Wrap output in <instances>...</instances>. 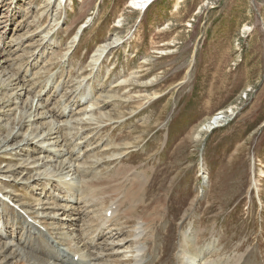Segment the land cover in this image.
I'll return each instance as SVG.
<instances>
[{"label":"rangeland","instance_id":"374dc122","mask_svg":"<svg viewBox=\"0 0 264 264\" xmlns=\"http://www.w3.org/2000/svg\"><path fill=\"white\" fill-rule=\"evenodd\" d=\"M129 1L0 0V84L14 78L0 85V191L48 229L38 238L0 200V264L66 263L62 240L76 243L86 227L92 235L117 198L114 183L127 178V192L142 191L131 219L129 205L120 206L126 220L115 221L124 224L115 241L146 230L140 217L160 250L157 264H177L183 232L194 238L193 264H264V0H155L144 13ZM113 40L124 42L94 70L96 48ZM26 99L36 113L15 124ZM213 117L220 122L204 130ZM49 118L57 122L50 128L73 129L44 142ZM36 128L40 138L27 142ZM78 164L86 176L79 187L102 180L107 191L97 190L95 203L82 197L73 216L60 198L77 185ZM43 172L59 183L47 184ZM54 209L57 219L43 220ZM99 255V264H122Z\"/></svg>","mask_w":264,"mask_h":264},{"label":"bare ground","instance_id":"6f19581e","mask_svg":"<svg viewBox=\"0 0 264 264\" xmlns=\"http://www.w3.org/2000/svg\"><path fill=\"white\" fill-rule=\"evenodd\" d=\"M150 1H152V0H130L129 1V7L130 8H132V9H134V10H139L140 12L142 11V9L150 2ZM66 2V1H65ZM153 2V1H152ZM152 2L148 5V7H150L151 5H152ZM63 4L65 5V3H64V0H60L59 1V3H58V6H63ZM147 9V8H146ZM56 17V16H55ZM87 23V22H86ZM85 23V24H86ZM36 25V24H35ZM54 25H56V24H54ZM53 28V27H52ZM55 28H57V27H55ZM52 31H53V29H52ZM118 40V39H117ZM113 42H114V44H117V43H119L120 41H118L117 43H115V41L113 40ZM113 42H111V43H113ZM105 45H109V44H104V45H101V46H99V47H97L96 48V50H95V53L92 55V58H91V65L93 66V69L94 70H96L97 69V67L100 65V63H101V60H100V62H99V64H97V62L99 61V59L101 58V56L103 55V53L106 51V49L105 50H103V48L105 47ZM112 45V44H111ZM110 45V46H111ZM102 59V58H101ZM15 72V71H14ZM17 73V72H16ZM16 75V74H15ZM7 77H6V80H1L2 81V83L3 84H0L1 85V87H4V84L5 83H12L13 81H14V78H13V76H11L10 74H8V75H6ZM17 76V75H16ZM92 78V77H91ZM27 98V97H26ZM33 101V99L30 101L29 100V102H27V99L24 101V105H25V107H27L28 108V111H25V112H19V113H17L15 116H14V122H16L15 124H24V123H26V120L29 118V116H31V114H33V112H35L34 111V107H33V105H34V101ZM14 102V101H13ZM37 106V105H36ZM89 106V108H91L90 107V105H88ZM88 106H87V108H88ZM94 106V105H93ZM59 107V106H58ZM86 108V109H87ZM17 109H18V107H17ZM44 109V108H43ZM43 109H42V111H40V112H43ZM23 110V109H22ZM38 110H39V108H38ZM37 110V111H38ZM53 112V111H52ZM83 112V111H82ZM36 113V112H35ZM63 113V112H62ZM40 114V113H39ZM47 114H49V115H52V113L50 112V111H47ZM80 114V113H79ZM82 114V113H81ZM45 115V114H44ZM48 115V116H49ZM56 115V114H55ZM54 115V116H55ZM37 116V115H36ZM47 116V115H46ZM53 116V117H54ZM85 116V115H84ZM112 116V115H111ZM34 116H31L30 117V120L27 122V123H29L30 124V122H31V120H32V118H33ZM44 116L41 114L40 116H39V118H43ZM80 117V116H79ZM78 117V118H79ZM86 117V116H85ZM84 117V118H85ZM114 117V116H113ZM93 119V118H92ZM45 120V119H44ZM50 120V121H49ZM49 120H47L48 122H47V124H46V129H48V128H50L51 126H53L54 124L53 123H55L54 122V120L53 119H51V118H49ZM69 120V119H68ZM94 121H96V118L94 117V119H93ZM87 121H89V120H87ZM211 121H213L215 124L216 123H218V122H220V121H218V118L217 117H213L212 119H210L208 122H210L208 125H203V127H204V130H210L211 129V125H213L212 123H211ZM68 122V121H67ZM66 122V123H67ZM71 122V121H70ZM90 123V122H89ZM98 122L96 121V124H97ZM55 124H57V122L55 123ZM84 124H85V122H84ZM214 124V125H215ZM72 125V124H71ZM87 125V124H86ZM88 126V125H87ZM216 126H217V124H216ZM216 126H213V127H216ZM37 127V126H36ZM42 127V126H41ZM71 129H73V126H69ZM69 127H67V125L65 126V127H63L64 129H69L70 130V128ZM203 127H202V129H203ZM212 127V128H213ZM63 128H60V127H56V128H54V127H52V128H50L49 129V131H48V133H47V135L48 136H46V137H44V133L42 134L41 133V139H43V141L44 142H48V141H45L46 140V138H48V137H50V136H53L52 134H54V135H56V138H54L56 141L57 140H59V136L57 135L58 133H60V132H62V131H64V129ZM75 128H77V127H75ZM89 128V127H88ZM99 128V127H98ZM37 130H38V128H36V130L34 131V133L32 134V136H31V138H28L27 140V142H29V141H34V139H39L40 137H38V134H37ZM68 130V131H69ZM201 130V129H200ZM43 130H41V132H42ZM67 131V132H68ZM70 132V131H69ZM65 134V133H64ZM63 135V134H62ZM61 135V136H62ZM71 135V134H70ZM8 137V136H7ZM33 137V138H32ZM61 139V138H60ZM64 139V138H63ZM37 141V140H36ZM65 141V140H64ZM62 142V141H61ZM38 143V142H37ZM58 144H59V141H58ZM63 144V143H62ZM63 146V145H62ZM69 148V147H68ZM117 153V152H116ZM120 154V153H119ZM118 154V155H119ZM111 156H113V155H111ZM110 156V157H111ZM76 160H77V158H76ZM63 162V161H62ZM63 163H66V162H63ZM73 163V162H72ZM42 164H43V162H42ZM41 164V165H42ZM73 166V165H72ZM38 167V166H37ZM56 167H58V172L59 171H61V172H64V171H66L67 170V172L69 173L70 172V170H68L69 169V167H64L63 165H62V163H58V165L56 166ZM46 169V168H45ZM37 170V169H36ZM44 171V170H43ZM47 171V170H46ZM56 171V170H55ZM72 171H74V175H76L77 177L79 176V178H78V184L75 186V184L73 183V182H71V183H69V184H67V185H65L64 186V193H65V195H67V193H69L70 194V196H67V200H65L63 203H66V205H67V203H71V201H73L74 200V196H79V197H77V198H75V201H74V204L75 205H71L70 204V208H68V209H70L71 211H68V212H71V215H78L79 213H81V211H80V208L81 207H79L80 206V204H83L84 202H85V200L87 201V202H96L97 201V198H96V193L95 192H97V190H99V189H101L102 191L103 190H105V191H107V189L105 188V184L102 186V183L104 182V181H102V180H98L97 182H92V184H91V182H85L84 184H85V186H86V194H84L85 193V191H84V188L83 187H79V182H80V180L82 181L83 179L84 180H86L85 179V177L86 176H84V174H85V172H84V169H82V167H80L79 166V164L76 166V167H74V170H72ZM66 173V172H65ZM52 174H56L55 172H46V173H44L43 172V175H42V177L44 176V180H46L47 181V184H49V182L51 181V180H53V178H51V177H47V176H51ZM125 174V175H124ZM123 175H124V177L123 178H127V173H123ZM41 176V175H40ZM54 176V175H53ZM52 176V177H53ZM41 177V178H42ZM118 177H119V175H118ZM206 177V176H205ZM59 178V177H58ZM122 178V179H123ZM36 179V178H35ZM121 179V180H122ZM38 180H40V179H36V181H38ZM64 180V179H63ZM89 180V179H88ZM127 181H130L129 183L127 182ZM83 182V181H82ZM119 183H122V182H120V181H118ZM126 182L128 183V184H126V185H129V186H131V184H132V181L129 179V178H127V180H126ZM59 183V182H58ZM61 183V182H60ZM42 184V183H41ZM51 184V183H50ZM123 184V183H122ZM61 185V184H60ZM81 185H82V183H81ZM114 185H115V188H114V190H110V193L111 192H114V197H117V198H114V199H117V201H118V203L116 204V206H117V209L112 213V215L114 216L113 217V219H111V220H106L105 219V217H104V219L100 222V224L97 226V227H95V230L93 231V233H92V235H91V237L90 238H88V239H85V236L84 237H82V247L79 249L78 247H79V242H81V241H77L76 243L74 242V240H72V239H70V238H66V240H62V242H64V244L66 245V246H68V254H69V258H68V261L66 262V263H64V264H74V258L75 257H79V261L76 263V264H80L81 262H82V260L84 259V262H86V264H99V258L101 257V255H99V249H97V251L96 252H94V253H89V251H91L90 249H89V247L91 246V244H93L94 246L95 245H97V243L98 244H101V246H99V248L101 247V252L102 253H104V255L106 256V260H108L109 258H114V257H116V259H118V261H120V263H122L123 264V262L125 261V260H131L130 262H134V264H139L140 262H143V260L145 259V257H146V254H147V250H146V245H150V243H151V247L149 248V250H150V252L151 253H153L152 252V250H153V248L155 249V245L153 246V242L155 241V240H153V236H149V233L147 232V229L149 228L148 226H147V222H145L144 220H147L146 218L143 220L142 218H140L139 217V221H138V223L139 222H141V221H143L145 224H143V225H145L146 227H147V229H146V231H145V236H144V238H142V239H137V237H135V239H131L130 240V238H131V236L135 233V229L133 230V233H131L130 235H128L127 237H125L124 239H121V240H117V241H115L114 240V236L115 235H117V237H119V235L123 232V226H124V224H123V226L122 225H120L118 228L116 227V224H113V221L115 220V217H116V215H118V218L115 220V221H119V219L121 220V217L122 216H124L125 218L123 219V222L122 223H125V220H126V216L124 215V212H125V210L124 211H121L120 210V206H123L122 204H128L129 206H128V209H130L129 211H131L132 209H133V207H134V202H138V198L140 197V195H141V191H142V189L140 188H137V187H133V188H130L129 189V192H123L122 194H120V190L118 191V188H120L117 184H115L114 183ZM84 186V185H83ZM230 187V186H229ZM62 188V187H61ZM52 191V190H51ZM73 192H76V195H73ZM103 192H101V194H102ZM108 194V193H107ZM84 195V196H83ZM111 196V195H110ZM82 197H84L85 198V200H84V202L82 201ZM51 198V197H50ZM56 199V198H55ZM45 200H48V201H51V204L50 205H53V203H52V200L50 199L49 200V198H46ZM62 200V198H60V201ZM58 201V200H57ZM37 202H39L38 200H37ZM42 202V201H41ZM86 202V203H87ZM48 204V203H47ZM57 204H59V202L57 203ZM113 204V202H111V205ZM37 205H39V203L37 204ZM137 205V204H136ZM85 208H91V209H93V208H95L96 206H97V204H94V205H92V206H89V203L88 204H84L83 205ZM141 207V206H140ZM55 208V207H54ZM137 208H139V207H137ZM31 209V208H30ZM91 209H90V211H88V213H92L93 211H91ZM139 209H141V208H139ZM32 210V209H31ZM65 212L67 211V208H64L63 209ZM63 211V212H64ZM119 211V212H118ZM127 211V210H126ZM141 211V210H140ZM150 211V210H149ZM53 212V215L52 216H47L46 215V217H43V220L44 219H48V220H52V219H54L56 216V214H59V213H57V212H61L59 209H57V210H53L52 211ZM128 212V211H127ZM133 211H131L130 213H127L126 215H127V218H129V219H131L132 218V213ZM143 212V211H142ZM118 213V214H117ZM152 213V212H151ZM87 214V213H86ZM85 214V215H86ZM85 215H84V217H85ZM99 215V214H98ZM149 215V214H148ZM156 215V214H155ZM141 216H143V215H141ZM158 216V215H157ZM80 218V217H79ZM151 218V217H150ZM153 218H154V216H153ZM55 219H57V218H55ZM101 219V218H100ZM142 219V220H141ZM138 220V219H137ZM150 220H152V218L150 219ZM149 220V221H150ZM70 221V220H69ZM95 221L93 220V219H89V223H90V225H92V224H94L95 225V223H94ZM184 222V221H183ZM137 223V224H138ZM151 224H152V222H151ZM186 224V223H185ZM192 224V223H191ZM190 225V224H189ZM125 226H126V224H125ZM144 226V227H145ZM84 229V227L83 226H80L79 227V231H80V235H81V232H82V230ZM94 229V228H93ZM137 229V228H136ZM145 229V228H144ZM73 231V230H72ZM78 231V230H77ZM105 231H106V233H105ZM194 231V230H193ZM66 235V234H65ZM107 236V237H106ZM109 236V237H108ZM116 237V238H117ZM65 238V237H64ZM108 238V239H107ZM62 239V238H61ZM77 239V238H76ZM173 239V238H172ZM194 239V238H193ZM193 239H191V237H189L188 235H183L182 236V241H181V243H180V245H179V248H180V255H181V263L182 264H191V261H192V258H191V261L190 260H188L187 258H186V256H187V246H188V243L190 244V243H192V240ZM106 240V242L104 243V241ZM124 240H126V243H128L125 247H119V246H117V247H114V246H116V245H122V243H123V241ZM155 244V243H154ZM74 245V247H73V249H70V246H73ZM7 247V245L6 244H2V246H0V253H2V251L3 250H5V248ZM113 248V250H111ZM121 248H124V250L125 251H123L122 252V255H120V256H118L117 255V253H118V250L119 249H121ZM96 249V248H95ZM109 250H110V252H109ZM189 250H195V249H193V248H191V249H189ZM92 252V251H91ZM106 252H108V253H106ZM84 253H87V255H85ZM96 253V254H95ZM127 254H128V258H126L127 257ZM154 254V253H153ZM152 254V255H153ZM151 255V254H150ZM35 256V255H34ZM34 256H31V257H33L34 258V261H36V260H38L37 258H35ZM233 256V255H232ZM120 257V258H119ZM153 257H154V255L153 256H151V259H153ZM244 257V256H243ZM43 259V258H42ZM120 259V260H119ZM228 259V258H227ZM37 262V261H36ZM39 262L40 263H42V264H44L45 262H46V260L45 259H43V260H40L39 259ZM129 263V262H128ZM110 264V263H109ZM208 264H209V262H208ZM236 264H238V263H236Z\"/></svg>","mask_w":264,"mask_h":264}]
</instances>
